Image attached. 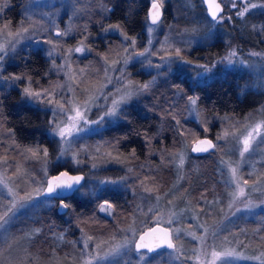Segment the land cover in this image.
<instances>
[{"label":"trees","instance_id":"obj_1","mask_svg":"<svg viewBox=\"0 0 264 264\" xmlns=\"http://www.w3.org/2000/svg\"><path fill=\"white\" fill-rule=\"evenodd\" d=\"M26 4L27 0H0V9H2L0 11V24L11 21V30L15 31L25 19L24 11ZM82 4V6L90 10L88 13L81 14L83 19L81 22L83 24H81L80 20L77 21L76 28L78 31L74 33L78 37L75 38V41H80L84 35H88L86 43L93 47V49L101 50V56H103L109 53L110 47L114 48V44L120 43L122 37L115 33H102L101 29L107 27L109 24L128 20L129 23L126 27L129 35L137 37L138 51L144 49L145 42L149 38L143 25L144 16L147 11V0H96L93 3L85 0ZM101 4H111L114 7L112 15L110 13H103L100 7ZM167 4L169 6L166 5L164 24H173L175 21H179L182 28L190 29L194 18L202 21L205 19L209 23L211 21L202 0H170ZM130 5L134 11L131 16H126ZM169 9L171 10V16L167 11ZM177 11L181 13L179 16L182 19L180 20L175 19L174 15ZM254 25L257 26L256 30L253 29ZM85 26H87V33L79 31ZM259 26H264V11L259 9L251 10L241 19L232 17L231 20H225L220 24L210 23L211 32L209 33V40L202 43L201 46L196 44L186 45L185 47L187 48L184 47L183 54L186 59L192 60L195 64H210L213 60L219 59L232 44H236V49L242 56L248 53L249 50L264 54V33L259 31ZM96 28H98L100 33L96 32ZM213 31L215 34H213ZM72 40L70 38L67 41L70 43ZM181 47L183 48V46ZM44 48L46 47L34 46L31 42H25L16 46L15 50L11 53L10 59L13 62H11L7 73L20 74L21 72L30 71L33 79L39 81L38 84L34 85L37 89L61 84L60 73L57 74L55 71L49 72L51 60L47 57ZM55 59L58 58L55 57ZM111 60L109 56L110 63ZM78 64L84 66L85 63L80 62ZM135 64V62H132L125 67L126 75L129 78H135L137 81L140 79L145 80L144 77L139 78L141 75L133 73L130 69L133 68L134 70L136 68ZM195 64L191 66L185 65L187 67H184L183 73L187 74L186 72H188V77L184 78L165 68L168 74L172 76L170 79L164 80L162 78L164 76H158L159 79L152 89L145 94H141V96H134L123 105L121 122L117 125L106 127L101 130V133L94 135L95 138L102 137V144L104 142L115 143L119 141L117 149L121 154V160L124 161V163H119V166L123 167V170H121L123 173L120 177H127V180L121 183V186L117 184V187H102L97 190H93L94 188H92L90 192L79 198L75 196L76 193L74 191L70 196L63 198L65 202L73 205L72 209H67L64 212H59L57 209L60 199L48 198L43 195L35 196L33 194V201L35 203L30 208V211H24L21 215L15 217L16 220H22L23 222L21 234H24L26 231L31 232L33 227L41 229L39 236L31 235L29 232L28 242L31 254H38L45 261L51 254H54L53 249H55V253L72 249L75 242L71 238L74 236L75 229L77 228L76 214L85 217L90 216L96 210L100 200L107 199L115 203L117 206L115 216L108 217L103 213L97 212L96 218L100 223L84 225L86 232L95 238L99 237V235H104L105 237L116 235L117 232L115 231L127 222L130 212L137 206L138 198L133 190H138V188L134 187V185H138L139 181L143 180L146 175L156 178L157 188L154 192L159 194L164 192L173 193L175 182L177 183L175 189L186 190L194 200L203 191L205 195L209 193L210 199L215 198L216 195L221 193L220 190L224 185L220 186L221 182H219V178L221 174L216 170V156L222 153L220 151H217L214 155L209 153H192V145L190 149L188 148L192 144L191 139L185 145L184 138L173 130L172 126L175 125V121L170 116L165 119H162V116H164L165 110L169 109L171 105H176L181 123L186 128L199 132L201 136L207 135L210 139L213 138L214 142L220 144V141H215V135L213 134L227 128L225 126L227 123L228 125L229 122L235 123L238 118L243 119L248 114L256 113L260 115V110L264 108V91L261 90L260 92L259 89H252L254 72L249 70L225 69L224 73L219 76L218 73H222L223 70L216 66L211 73V77L209 75L201 82L190 79L194 70H198ZM90 65L93 67L94 64ZM103 66L105 67V65ZM46 72L49 73L48 76H45ZM234 80L238 82V86L236 87L232 85ZM229 82L231 85H228ZM21 83L20 81L16 82L19 87H6L4 83L0 84V101H2L0 112L6 118L5 126L15 130L16 139L21 145H35L39 142L42 146L48 147L50 156H53V153L57 154L58 146L53 138L47 134V115L42 110H39L38 107L28 104L21 99V89L23 87ZM174 85H180L184 89V92L177 95V89ZM185 93L201 97V118L207 121L210 129L209 132L204 133L201 124L197 121L195 123L180 108L185 106ZM181 96L184 98L181 99ZM261 114L264 115V112ZM145 134L151 138L150 145L145 139ZM95 138H92L89 142L90 144L87 145L88 152L85 154L88 155H85L86 159L82 160L84 162L86 160L85 164L87 163L90 168H92L90 163L93 160L89 155L94 153L93 148L96 145L93 140ZM222 144L223 142L220 145L222 146ZM132 149L136 150L135 157L130 156ZM73 150L77 149L74 148ZM102 150L108 151V149ZM161 150H165L166 153L184 151L185 164L182 168V173H184V177L186 174L188 178L185 177L181 182L179 181L180 169L176 167L175 163H162ZM1 152L0 156L3 155L2 149ZM116 154L117 152L114 150L113 155L115 156ZM10 158L12 160H16V158L21 159V161L23 160V157H17L15 153L9 155V161H11ZM165 159L170 160L171 156L166 155ZM31 162L29 160L22 161L28 172L27 177L23 179L14 178L15 186L17 185L16 189L20 192L19 183H22L27 188L32 187L31 168L33 163ZM11 163L14 164V162ZM129 167L133 168L132 173H128L127 168ZM61 169H67L70 172H87L83 167L76 171L72 167H69V165H55L49 170V176ZM11 171L13 174L14 168ZM137 176L139 179H137ZM45 184L46 179L41 189H44ZM211 184H213L212 188H210ZM149 186L152 187L151 184ZM149 197L150 200L153 199L151 194ZM65 213L69 214L68 217L65 216ZM16 225V223L11 225V229H14ZM262 227L259 228V232L264 234V226ZM53 232H62L64 234V240L59 245L56 243L55 237L52 234ZM254 236L253 234V238L256 239ZM258 242L261 247H264V241L258 240L257 245ZM165 250L169 249L164 248L158 251L163 253L162 251ZM144 251L146 252V250ZM149 254L151 256L161 255L156 253ZM233 264H260V262L242 260Z\"/></svg>","mask_w":264,"mask_h":264},{"label":"snow or ice","instance_id":"obj_2","mask_svg":"<svg viewBox=\"0 0 264 264\" xmlns=\"http://www.w3.org/2000/svg\"><path fill=\"white\" fill-rule=\"evenodd\" d=\"M79 0H73L72 2V16H77L79 14H84L90 9L85 6H78ZM204 5H207L208 16L211 17L210 23L220 24L225 20H231L230 15H225V10L230 5L231 8L236 9V16L244 18L246 13H249L253 9L264 8V3H253L252 0H228V4L224 3V0H202ZM238 4L241 6L238 8ZM167 0H147L146 8L147 11L144 16V29L148 33L149 39L147 41L149 46L153 45L152 37L155 32L162 27L164 24V14L166 10ZM101 11L103 13H109L113 11V8H109L107 5L101 4ZM2 11V9H0ZM134 9L130 5L128 13L126 16H131ZM71 19V17H70ZM26 21H22L21 24L17 27L15 31H12V22L7 21L6 23L0 24V66H2L6 55L10 51H14L16 45L20 42V38H26V34L30 31H43L49 32L51 29L40 25L36 21H32L31 16L27 17V22L29 23L28 27L24 26ZM53 28L54 32L52 36L43 40H37L36 43L46 44L49 48L46 51V55L51 60V65L49 72L55 71L57 74L64 72L67 81L71 83L56 84L50 85L49 87H41L37 89L34 87L35 84H38V80L33 79L31 72H21L20 74H9L4 75L0 71V81L7 82L9 85L19 87L16 84L17 81L23 82L24 86L21 89V99L26 103L31 105L38 106L39 110H43L46 113L51 112V117L47 120V134L51 136L54 142L58 146V155L57 161L63 159L65 164L68 163L66 159L69 155L71 162L74 165H80L84 161L80 159L82 153H87V146H81L77 150L73 151V147L76 142L81 139L80 133L90 130L93 125H102L105 118H119L122 115V105L126 104L134 96L141 95L154 85L156 81V76H153L152 80L147 81L143 84L132 81L125 74V67H117L118 65L127 66L129 63L137 62L144 67L161 69L163 65H169L173 63H180L186 65H192L193 61L186 59L184 56V49L175 45V42L172 41L168 36L165 37L163 41L160 42V48L151 50L150 47H144L142 51H137V37L129 35L127 30L128 20L124 22H117L114 24H109L107 27L102 28V31L106 34H118L122 37L120 42V48L109 49V54L115 53V58L111 60L109 64V54H105L101 57L104 62V79L107 83H112V77L109 76V71H119L121 73L120 77H117V80L123 79L125 83L123 85L124 91L120 95L119 99H112L111 106L107 108V111L103 112L98 119L91 120L88 118L87 113L91 111L92 106L96 100L94 91L92 94L87 95L82 101L77 99L76 88L80 85L85 84L86 80L77 77L71 72V57L72 53H91L94 49L89 46L86 41L88 40V35H84L77 46L71 47L68 49H63L64 38L70 37L73 32L78 31L77 28L70 23L66 28L60 29L54 21H49ZM169 28H172V25H169ZM253 29L256 30L257 26H253ZM82 33H87V26L82 30H79ZM185 32H191L195 34L198 29L192 28L191 30L185 29ZM259 31L264 33V26H259ZM211 32V29H209ZM179 34V33H178ZM90 35V34H89ZM55 38H52V37ZM6 37V38H5ZM130 42V43H129ZM200 43L199 40L196 41ZM185 45L190 46L192 41H184ZM122 49V51H121ZM160 52H164L165 55H160L159 59L162 63L153 64L151 57L158 55ZM57 54H60L63 59V63L57 64L55 57ZM251 55L258 56L264 55L261 53L252 52ZM216 63H226L232 65L234 63H244V61L239 60L237 57V50L229 46V50L226 55L221 57L218 61H214L211 66H215ZM27 67V66H26ZM196 68L203 69L202 72H197V77L204 76L210 70V66L206 64H195ZM48 72L45 73V76H48ZM161 75L158 71L157 76ZM80 77H84V70H80ZM75 85L76 87H73ZM105 85H100L98 90H102ZM177 89V95L184 92V89L180 85H174ZM67 89L68 92L72 93V96L61 95V91ZM83 91L88 93L90 90L85 87ZM117 92H120V89H117ZM186 95V104L184 111H187L189 116H194L196 120L203 127V132L207 133L210 131L207 121L201 118V108L199 95ZM108 97L105 96V99ZM181 99L184 97L181 96ZM0 107H2V101H0ZM170 116L172 120L175 121V125L172 126L175 132L184 138L185 145L188 143L189 139L192 141L191 152L193 153H209L215 154L217 151H220L224 155L227 154V151H238L240 159L237 161H232L231 159L225 160L224 156L221 155L220 164L227 168V180L225 181L226 186L229 187L228 195L231 197L228 207L232 208L234 203L237 201H242L247 193L245 191V186L251 188L252 190H262L258 189V185L264 182V174H261L257 177L256 180L249 184V180L245 179L243 175L240 174V166L246 161V154L250 155L257 152L258 150L264 151L260 146L264 145V121L255 123L254 125H245V133L238 135L237 131L229 130L227 128L223 129L220 134L215 138V141H225L226 143H231L234 141L233 149L226 150L219 143L214 142L212 139L201 138V134L195 130L188 129L184 124L181 123L179 114L177 113V106L171 105L169 109L165 110L164 116L162 119ZM186 119V118H185ZM224 119V118H221ZM6 118L0 112V149L3 150V155L0 156V168H3V172H0V186L7 190V195L11 197L10 200L0 199V244L3 247H0V264H14V261L8 259L4 255L14 243L17 242V238L12 236L8 231V226L15 219L17 213L29 205V202L34 199L32 193L25 192L23 196L18 195L13 187L10 186V182L15 179H23L28 176V172L24 167V164L21 160L17 159L15 163L9 161V155L15 153L17 157H23L24 161L27 160H37L42 164L44 171V177L42 179L47 180L46 189H35V196H46L48 198L64 197L66 194L79 191L82 186L81 182L85 179L84 175H70L68 170L60 171L58 175H48V166L51 163L49 148L42 146L37 142L35 145H21L16 139L15 130L11 127L5 126ZM229 137L232 140H229ZM58 138V139H57ZM145 139L147 143L151 144V138L147 137L145 134ZM119 141L115 143L104 142L103 144H98L95 146V153L97 156H93L92 159H105V162L115 161L118 163H124L121 160V154L118 152L117 145ZM102 149H108L102 153ZM116 151L117 154L114 156L113 151ZM135 149H132L130 153L131 157H135ZM170 155L171 159L166 160L165 156ZM127 159V158H125ZM161 161L165 164L175 163L178 169H182L185 164V153L183 150L179 153H166L165 150H161ZM93 168L97 167L96 163L92 164ZM14 168L13 176L8 177L6 173ZM128 173L133 172V168H127ZM219 171V169H218ZM224 174L223 172L221 173ZM255 173L248 172L247 176L252 177ZM35 182V178L32 177ZM137 179L139 177L137 176ZM180 179H183L181 176ZM127 180V177H120L119 181L116 180H101L100 184H117L123 183ZM152 185V187L149 186ZM138 189H142L143 192L152 194L156 188V178L145 176L143 180L139 181L138 185H134ZM161 199L160 195H156V201L159 202ZM171 204L172 201H169ZM264 203V201H261ZM251 201L244 202L245 209L254 207ZM154 207H149L148 212H153ZM59 208L62 210L72 209L73 205L66 203L64 199H60ZM139 208V206H137ZM117 206L114 202L110 200H103L99 202L96 210L90 216H82L76 214V227L81 232V238L83 242V249L79 257L80 264H101L102 261L106 260L108 257L113 255H119L121 249H128L132 251V245H134V251L139 257V261H144L147 253H156L161 254L158 250L167 248L171 250L167 253L170 260H179L181 256L178 254L179 249L174 243V239H178V236H174V233H180L183 229L176 228L170 229L165 227H160L159 222L156 227H151L147 232H144L139 235L138 240H129L125 237L123 243L115 244L111 247L105 249L103 245L108 243L107 240H100L97 242V239L88 234L85 231L84 225L97 224L100 221L96 218V213H104L108 217H114L116 213ZM239 211V209H237ZM67 214V213H65ZM234 214V213H233ZM176 217V213H170L168 224H171ZM203 227L204 233L209 232L210 226L207 224L199 225ZM122 232H132L135 234L136 229L132 226L128 228L121 229ZM245 229H240V232H244ZM254 232H259L260 229H253ZM31 234L39 236L41 234L40 228H35L31 230ZM188 235L192 236L194 240L199 241L201 244L204 243L206 237L204 235L197 236L194 231H189ZM28 235V234H26ZM55 235V233H53ZM213 235L215 233L213 232ZM60 240L64 239L63 233L57 237ZM114 238V237H113ZM261 241H264V235L260 237ZM238 243H243L242 241H237ZM75 247V244L73 245ZM247 247V245H245ZM146 250V252L144 251ZM195 260L198 264H217V261L225 260L226 258H243V259H253L260 261V264H264V252H261L259 255L255 256H244L241 252H238L235 249H229L224 251H217L215 248L212 249L210 260H201V256H208L209 253L206 248L204 249H194ZM55 253V249H53ZM192 259V257H188ZM75 257L73 260L75 261ZM137 261V264H139ZM131 264V262H129Z\"/></svg>","mask_w":264,"mask_h":264},{"label":"rangeland","instance_id":"obj_3","mask_svg":"<svg viewBox=\"0 0 264 264\" xmlns=\"http://www.w3.org/2000/svg\"><path fill=\"white\" fill-rule=\"evenodd\" d=\"M85 0H79L78 6L83 5L82 2ZM96 0H87L89 3H93ZM101 1V0H100ZM170 0H167V3ZM72 2L73 0H27V4L25 5V19L23 21H26L24 23L25 27L29 26V23L27 22V17L31 16L32 21L38 22L40 25L44 27H48L51 29L49 32H43V31H30V33L26 34V38H20V42L16 45L23 44L25 42H31L34 46H44L45 53L47 49L49 48L48 45L40 43L37 44L36 41L43 40L46 38H49L52 36V33L54 32V28L52 24L49 22L50 20L54 21L56 25L59 26L60 29L66 28L70 23L76 28L77 21L80 20V22L83 20L82 15L79 14L77 16H72ZM253 3H264V1H257L252 0ZM225 4H228V0H224ZM168 5V4H167ZM107 6L110 8H114L111 4H107ZM169 6V5H168ZM241 5L238 4V8ZM167 7V6H166ZM259 10H263L264 8H257ZM171 16V10H167ZM88 13V12H86ZM181 13L179 11L176 12L175 19H182L181 16H179ZM225 15H230L231 17H237L238 19H241L240 17L236 16V9L231 8L229 5L228 8L225 11ZM71 17V19H70ZM192 28H197L198 31L195 34H192L190 31L185 32L184 30L187 28H182L181 23L178 21H175L173 24H163L160 29H158L155 34L152 37L153 45L149 46L147 41L149 38H147L145 42L144 47H150L151 50L159 49L160 48V42L165 39L166 36H168L172 41L175 42V45L178 47L183 46L182 49L186 46L184 41L191 40V44L196 45H202V43L209 40V29H210V23L206 21L205 19L199 20L198 18H194ZM79 22V23H80ZM83 24V22H81ZM169 25H172V28H169ZM96 32L100 33L98 31V28H96ZM102 30V29H101ZM208 30V31H207ZM207 31V32H206ZM103 33V31H102ZM179 33V34H178ZM148 34V33H147ZM213 34L214 31H213ZM78 36L73 32V34L70 37L64 38L63 43V49H68L71 47H75L78 45L79 41H75V38ZM6 38V37H5ZM52 38H55L54 36ZM72 38L73 40L68 43V39ZM199 40L200 43H197L196 41ZM74 41V42H73ZM0 42H2V38H0ZM182 43V44H181ZM181 44V46H180ZM114 48H120V43H116L113 45ZM232 48L236 49V44L231 45ZM93 48V47H92ZM187 48V47H185ZM138 51V49H136ZM229 50V48H228ZM228 50L221 56L227 54ZM237 50V49H236ZM101 50H96V48L91 53H72L71 57V72L77 77V79H80V70H84V77L83 79L86 80L85 84L80 85L78 88H76V96L77 99L83 100L87 95L92 94L94 91V94L96 96V100L94 102V105L92 106V109L90 112L87 113L88 118L91 120L98 119L101 115H103V112L107 111V108L111 106L112 99H119L120 95L123 93L124 88L123 85L125 83V80L120 79L117 80V77L121 76V73L119 71H109V76L112 77V83H107V81L104 79V62L101 59L102 53ZM122 51V49H121ZM142 51V50H139ZM252 52L261 53L258 51L249 50L248 53L245 55H240L237 51V57L239 60L244 61V63H234L232 65H228L226 63H216L215 66H211L214 61L213 60L210 64L209 63H199V64H206L210 66V70L204 74L202 77H197V72H202L203 69L194 70V72L191 74L190 79L197 80L198 82H201L205 77H208L211 73L214 71V68L217 66L223 70L222 73H218L219 76H221L224 73L225 69H239V70H249L254 72V78L252 80V89L258 90L261 92V90L264 91V55H258L253 56L251 55ZM12 51L8 52V54L5 57V60L0 66V71L3 72L4 75H9L7 72L10 69V64L13 62L12 59H10ZM109 54V53H108ZM76 55V56H74ZM160 55H165L164 52H160L156 56H152L151 60L152 63L160 64L162 63L159 59ZM110 59L115 58V53L109 54ZM58 59H56L57 64L63 63L62 56L60 54H57L56 56ZM81 59V60H80ZM80 62L85 63L84 66H81ZM135 69L130 68L133 73L140 74L142 78L144 77L145 80L140 79L139 81L135 80V78H130L134 82H138L140 84H143L147 81L152 80L153 76H156V81L154 85L156 84L157 80L159 79L157 76V72L159 71L161 75L159 77H162L164 80L170 79V76L168 74L167 70H171L174 74L180 76V77H188L187 74L184 72V67L186 64H180V63H173L171 66L169 65H163L161 69H156L154 67L148 68L142 66L140 63L135 62ZM90 64H94L93 67H91ZM110 64V62H109ZM195 63L193 62L192 65ZM103 66V67H102ZM189 66V65H188ZM191 66V65H190ZM117 67H126L124 65H118ZM167 70H166V69ZM165 72V73H164ZM90 74V75H89ZM126 74V73H125ZM167 74V75H165ZM173 74V76H174ZM61 75V84L64 83H71L70 81L66 80V77L64 75V72H60ZM82 78V77H81ZM4 83L6 87H12V85H9L7 82L0 81V84ZM235 87L238 86L237 81L232 82ZM24 86V83H21ZM105 85L102 90H98L100 88V85ZM231 85L229 82L228 85ZM154 85L150 88L152 89ZM73 87H76L73 85ZM87 87L90 91L88 93L83 91V88ZM242 87V86H239ZM250 87V88H251ZM117 89H120V92H117ZM149 89V90H150ZM191 91V90H190ZM258 91V92H259ZM148 92V91H147ZM146 93V92H145ZM143 93V94H145ZM264 94V92H263ZM61 95L64 96H72L71 92H68L67 89H64L61 91ZM105 96L108 98L105 99ZM141 96V95H140ZM186 104V100H185ZM36 106V105H34ZM38 107V106H36ZM123 109V105L121 106ZM183 110L184 107H180ZM43 111V110H42ZM259 114H248L243 119L238 118L235 123L229 122V125H225L227 129L237 131L238 135L244 134L246 129L245 125H254L257 122L264 121V115L261 113L264 112V108L260 110ZM45 115H47L46 120H48L51 117V112H45L43 111ZM123 112V111H122ZM186 115L189 118H192V120L196 123V118L194 116H189L188 112L185 111ZM121 119V116L119 118H105L102 125H93L91 126L90 130H86L83 133H80L81 139H79L76 144L74 145L73 149H78L81 146H87L90 144V140L92 138H95L94 135H97L98 133H101V130L105 129L106 127H111L114 125H117ZM198 122V121H197ZM221 131H218V133L213 134L215 135V138L218 134H220ZM209 137L207 135L201 136V138ZM102 137L98 138L96 137L93 141L95 145L102 144ZM210 138V137H209ZM58 139V138H57ZM213 139V138H212ZM89 140V141H88ZM229 140L231 141L232 138L229 137ZM214 141V139H213ZM223 142L222 147H224L226 150L233 149L234 141L231 143H226L225 141L221 140ZM189 145V149L190 146ZM261 149H264V145L260 146ZM95 147L93 148L94 151ZM57 154L53 153V156H50L51 163L48 166V175L49 170L53 168L55 165H69V167H72L74 170L78 171L82 167L87 170L85 174L84 182L82 183V186L80 187L79 191H75L76 197L84 196L87 192H90L92 188L93 190L100 189L102 187H112L116 186L117 184L121 186V183L117 184H100L101 180H116L119 181L120 176L122 175L123 167L119 166L120 164L115 161H109L105 162V159H92L93 162L90 163L91 167L93 163L97 164L96 168H90L87 163L85 162L81 163L80 165H74L71 162L70 155L66 158L68 160V163L65 164L63 162V159L60 161H57ZM74 151V150H73ZM102 153L105 152L104 150H101ZM0 154H2L0 149ZM88 154H85L80 156L81 160L86 159V156ZM98 154L91 153L89 155L90 158L93 156H97ZM225 160L231 159L232 161H237L240 159L239 152L238 151H227V154L224 155ZM221 155H217V166L216 170L219 174L222 172L221 177L219 178L220 186H223L220 190V194L216 195V197L211 198L208 194L200 193L198 195V198L194 200L192 196H190V193L187 192L184 189H175L177 183L173 185V193H155L153 192L151 194L152 200H150V194L143 192L142 189L133 190L136 194L137 200V206L135 209H133L130 214L127 222L122 225L117 231L116 235H111L110 237H105L104 235H99V237H96L97 242L100 240H107L108 243L106 245H103L105 249L111 247L115 244H121L123 243L125 237H127L129 240H136L138 235L145 229L157 225L159 222L160 226L170 228V229H176L180 228L183 229L180 233H174V236H178V239H174V243L176 244L177 248L179 249V255L181 258L179 260H170L167 253L171 250H165L162 251L161 255H150L149 253L146 254L144 261H139V257L137 253L134 251V245H132L133 250L128 251V249H121V252L119 255H113L111 257H108L106 260L102 261L101 264H137V261H139V264H198V262L195 260V253L194 249H204L206 248L209 255L208 256H201V260H210L211 256L210 253L213 248H215L217 251H224L229 249H235L238 252H241L244 256H255L259 255L261 252H264V247H261L257 245V241L260 240V237L264 234L260 232H254L253 229L260 228L264 226V203H261V201H264V191L262 190H252L251 188L245 186V191L247 195L242 198V201H237L234 203L232 208L228 207L229 201L231 197L228 195V191L230 190L228 186H226L225 181L227 180V168L222 166L220 164ZM14 156V155H13ZM12 157V156H10ZM246 161L241 164L240 166V174L244 176L245 179L249 180V184L251 185L254 180L257 179L258 176L261 174H264V151L258 150L255 153H252L250 155L246 154ZM10 162H14L19 159L16 158V160H12L10 158ZM21 160V159H19ZM23 161V160H22ZM29 161H32L33 163L31 168V174L32 177L35 178V182L33 181L32 187L30 188L24 187L22 183H19V188H21V192L16 189L14 178L13 181L10 182V186L13 187L14 191L20 195L23 196L25 192H29L32 194H35V189L37 188H43V182L45 179H42L44 177V171L42 168V164L37 160L30 159ZM93 169V170H92ZM219 169V171H218ZM12 169H10L6 176L12 177ZM121 171V172H120ZM0 172H3V168H0ZM248 172H254L255 174L252 177H248ZM183 177V179L188 176L184 173H182V169H180V177ZM183 179H180L181 182ZM177 181V180H176ZM213 184H211L210 188H212ZM117 187V186H116ZM258 189H264V182L259 184ZM156 195H160L161 199L159 202L156 201ZM0 199L4 200H10L11 197L7 195V190L4 189L2 186H0ZM103 200H100L99 202H102ZM169 201H172L170 204ZM251 201L254 207H251L249 209H245L244 202ZM98 202V203H99ZM34 201H30L29 205L26 206L24 209H21L17 215H21L24 211H30V208L34 205ZM67 203V202H66ZM154 207L153 212H148L149 207ZM239 209V211H237ZM176 213V217L173 220L171 224H168L167 221L169 220L170 213ZM234 213V214H233ZM104 214V213H103ZM16 215V216H17ZM69 214H66L65 216L68 217ZM261 222V223H260ZM16 223L17 225L14 227V229H11V225ZM23 222L22 220H16V218L11 222V224L8 226V231L11 233L12 236L17 238V242L12 245V247L4 253L5 256L8 257V259L14 261V264H80L79 257L81 255V251L84 247L82 238H81V232L78 228L75 229V234L71 238L75 244L76 247H72V249L64 250V252L61 253H54L51 254L48 258L41 259L38 254H31L29 250V232L26 231L24 234H21L20 231L23 228ZM207 224L210 226L209 232L204 233L203 227H200L199 225ZM129 226H132L136 229L135 234L132 232H122L121 229L128 228ZM38 227H33L32 229H35ZM263 228V227H262ZM240 229H245L244 232H240ZM13 230V231H12ZM2 231V230H0ZM86 231V227H85ZM189 231H194L197 236L204 235L206 237L203 244H201L199 241L194 240L192 236L188 235L187 233ZM213 232L215 235H213ZM31 233V232H30ZM54 233V232H53ZM52 233V234H53ZM62 233V232H61ZM61 233H55L54 237L56 240V243L59 245L63 240L58 239L59 235ZM28 234V235H26ZM254 237L257 239L253 238ZM32 235V234H31ZM64 235V234H63ZM114 237V238H113ZM237 241H242L243 243H238ZM247 245V247H245ZM258 246V247H257ZM0 247H3L2 244H0ZM73 257H75V261L73 260ZM188 257H192V259H189ZM32 261H30V260ZM245 261V260H252L255 262H260L253 259H243V258H226L225 260L217 261V264H233L237 263L239 261Z\"/></svg>","mask_w":264,"mask_h":264},{"label":"water","instance_id":"obj_4","mask_svg":"<svg viewBox=\"0 0 264 264\" xmlns=\"http://www.w3.org/2000/svg\"><path fill=\"white\" fill-rule=\"evenodd\" d=\"M204 6H205V9H206V13H207V5H204ZM207 15H208V13H207ZM209 18H211V17L209 16ZM209 139H210V138H209ZM191 147H192V146H191ZM192 153H193V152H192ZM195 154H198V153H195ZM64 170H67V169H61V170H59L58 172L51 174L50 176H52V175H58L60 171H64ZM68 171H69V170H68ZM69 174H70V175H78V174H82V175H84V173H82V172H70V171H69ZM84 177H85V175H84ZM83 182H84V180L81 182V184H82ZM46 187H47V180H46V184H45L44 189H46ZM73 193H74V192H71V193L66 194L64 197H56V198H58V199H63V198H66L67 196H70V195L73 194ZM59 204H60V202H59ZM59 204H58V207H57L58 211H59V212H64L65 210H62V209L59 208ZM156 226H157V225H153V226H151V227H156ZM159 226H160V225H159ZM151 227H149V228H151ZM160 227H163V226H160ZM149 228L143 230L140 234H142V233H144V232H147ZM165 228H166V227H165ZM140 234H139V235H140ZM139 235H138V237H137L136 240L139 239Z\"/></svg>","mask_w":264,"mask_h":264},{"label":"flooded vegetation","instance_id":"obj_5","mask_svg":"<svg viewBox=\"0 0 264 264\" xmlns=\"http://www.w3.org/2000/svg\"><path fill=\"white\" fill-rule=\"evenodd\" d=\"M111 8V7H110ZM111 15H112V11L111 12H109ZM243 94H245V92H243Z\"/></svg>","mask_w":264,"mask_h":264}]
</instances>
